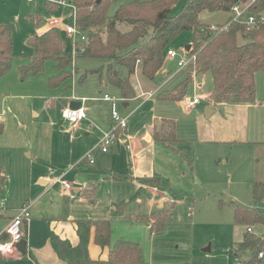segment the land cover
I'll return each instance as SVG.
<instances>
[{
    "label": "rangeland",
    "instance_id": "374dc122",
    "mask_svg": "<svg viewBox=\"0 0 264 264\" xmlns=\"http://www.w3.org/2000/svg\"><path fill=\"white\" fill-rule=\"evenodd\" d=\"M131 1L134 0H119L113 3L108 15L112 16L120 5ZM47 2L56 3V0H33L31 2L28 0H0V24L7 25L11 29L14 64L23 63L32 54V50L26 44L31 35H36L31 16H39L42 25L54 18L61 20L65 26H75L71 7L56 3L57 8L53 12H49L46 10ZM182 4L183 1L175 6L172 13H176ZM230 16V12L210 15L203 13L200 15V19L208 23H215L220 20L226 21ZM63 36L66 41V51L73 57V67L80 72L79 75L104 66L102 60L74 57L72 55L74 42L80 43V40H73L65 34ZM190 40V34L183 32L173 41L171 47L175 52H178ZM177 61L178 57L174 59L165 57L164 64L154 81L144 79L138 71L130 78V83L136 93L135 97L142 93L153 94V97L147 102L136 99L121 101L120 92L116 88L111 86L106 88L99 84L98 74L87 76L82 83H79L78 77L75 76L72 81V89L56 94L55 99H65L70 96L73 99L81 97L92 99L105 94L118 101L116 109L119 115L124 118L127 116L125 131L130 130L131 133L133 131L135 133L143 125V122L147 124L152 118H166L176 123L177 138L193 139L200 136L201 130L205 128L208 130L210 124L224 119L223 117L227 118L229 115L224 108H219L215 112L214 119L205 121L203 118L206 97L210 95L213 88L210 75L193 76L194 72H191L192 84L189 95L184 101L196 96L200 100V104L192 111L185 110L184 101L176 104L158 99L159 95L170 92L176 84L182 82L184 75L188 73L186 69L178 70ZM165 73L166 76H164ZM48 74L49 65L46 66L45 72L41 76L42 81L46 80ZM101 78L102 82L106 81L105 68ZM198 82L202 83L200 88L196 86ZM14 83L9 79L0 85V113H2L0 119L4 123V129L0 135V169L8 177L4 187H0V198L3 197L6 205L12 208L16 207L19 200L27 196L32 189L36 188L37 176L53 180L58 175L57 173L67 169L66 164L61 162L58 153V141L69 130L67 123L60 117V109L46 107L45 97L47 95L42 94L43 91L40 87H15ZM255 83L256 102L258 100L263 105L248 113L246 118L249 122L248 130L253 129L252 122H257L254 139L260 141V145L258 142L254 145L252 143L234 146L233 150L231 147H210L216 155L218 151V156L223 152L227 157L224 163L221 160L220 164H215L218 165V170L221 172L220 179L214 182L215 186L212 189H208L205 198H199L200 195L197 193L193 206L178 204L172 211L171 220L167 222L170 224L168 226L167 223L165 224L160 235L152 237L153 234L146 229V225L143 228L139 225H129L133 224V214L138 210L135 202L137 199L135 188L129 180H108L106 169H110L113 174L123 179L128 176L127 173L123 175L124 170L126 171L128 167L126 145L129 144L122 143L124 138L108 146L106 155H102L100 148L91 152V157L94 159L93 165L89 164L84 155L81 160L71 166L79 165L75 169V174L72 172L70 176L63 178L64 181L67 183L76 182L84 187L94 184L97 187L94 201L98 204L111 201L112 204L106 209L111 214L109 220L112 227H115L113 228L114 234L134 235L138 240L137 243L143 247L145 258L148 261L144 264H233L235 262L234 245L240 240L243 230L240 226L236 228L233 225L231 203L243 204L246 208L255 209L264 218V204L257 203L252 198L253 184L264 179V74L259 73ZM4 93L10 95L6 105H2L1 102ZM52 95L49 94V96ZM123 103H128L129 106L124 108ZM34 114L36 115L34 116ZM125 131L122 132V137L123 134L125 136ZM67 135H71V133L68 132ZM30 139H32V148L30 149L32 153L36 154L35 160L26 159L24 156L26 144ZM97 143L98 141L94 140L91 146L93 147ZM50 147L52 158L47 156ZM56 157L58 158L56 159ZM137 182H140V179H137ZM220 199L226 205L219 206V209L216 201ZM113 208L116 210L113 211ZM253 227V231L256 232L258 228L256 225ZM250 234L257 238L264 237V234L259 235L252 231ZM208 246L210 251L203 252V249ZM248 256V253H243L238 258L244 260Z\"/></svg>",
    "mask_w": 264,
    "mask_h": 264
},
{
    "label": "trees",
    "instance_id": "16d2710c",
    "mask_svg": "<svg viewBox=\"0 0 264 264\" xmlns=\"http://www.w3.org/2000/svg\"><path fill=\"white\" fill-rule=\"evenodd\" d=\"M119 0H56L72 6L74 25L84 40L76 42V58L102 60L100 69L86 71L78 82L82 83L90 74H98L105 68L106 82L116 88L123 101L135 98V91L130 78L135 72L146 80L154 81L155 76L164 64L166 52L173 41L183 33L190 34L188 54L195 60L186 70L184 80L170 92L158 96L164 102H183L191 88V72L194 76L210 75L212 92L207 102L213 106L221 104L249 105L256 99L255 76L264 73V25L258 30L246 31L236 23H230L226 30L212 32V25L222 27L226 21L208 23L200 19L201 14H218L230 12L233 4L246 0H134L120 5L112 16L108 15L110 6ZM181 1L183 4L176 13H172ZM56 3H46V10L53 12ZM264 10V0H259L253 11ZM32 26L38 29L42 25L39 16H31ZM27 46L32 54L19 66L21 78L36 77L43 73L45 65L51 64V75L47 80L48 90H69L73 78V57L66 51L63 33L51 28L41 36L31 35ZM185 46V48H186ZM184 47V46H183ZM115 65V67H113ZM14 69V55L11 29L0 24V79L8 76ZM61 101V100H60ZM60 101L48 100L51 107L64 109ZM3 124L0 122V135ZM151 139L155 143L170 145L175 143V123L170 119L153 122L149 128ZM114 181H127L116 175H110ZM6 177L0 169V187L5 185ZM145 185H159V177L142 178ZM94 184L82 190V196L94 201L96 194ZM255 202L264 204V183H255L252 187ZM225 204L224 202H222ZM233 207V224L246 227L240 243L234 245V264H264L258 254L264 250V237L257 238L251 233V227L264 226V218L255 209L241 204L231 203ZM1 210V208H0ZM3 215L0 214V218ZM139 219V218H138ZM135 218V221L138 220ZM166 213H154L140 218L148 223L152 234L163 231L169 221ZM94 228V243L101 247L110 244L111 224L108 220H97L90 223ZM248 253L240 260L238 256ZM67 264H144L141 248L128 241H116L104 261L71 260Z\"/></svg>",
    "mask_w": 264,
    "mask_h": 264
},
{
    "label": "crops",
    "instance_id": "0c3cea01",
    "mask_svg": "<svg viewBox=\"0 0 264 264\" xmlns=\"http://www.w3.org/2000/svg\"><path fill=\"white\" fill-rule=\"evenodd\" d=\"M62 5H67L72 8V6L65 3ZM51 20L58 21L59 28L56 29H59L62 32L61 28L65 27V25L62 24L61 20L52 18L48 20L46 24H43L36 29L37 36H41L51 28H54L48 24ZM24 62H26V60H24L23 63ZM21 64L22 63L14 64L13 71L8 76L0 79V85L11 79L15 82V87H40L41 91H43L42 94L47 95L45 97V105L49 108L53 107L48 105V100H61L59 106L66 107L69 106V103L72 100H80L81 107L84 108L86 112V117L73 126L65 121L61 117L60 113L61 119L65 121L69 127V130H67L64 134L65 136L61 137L58 141V153L61 157V162L66 164L65 166H67V169L57 173L58 175H56V178L53 177L55 178L53 180H50L48 177L37 176L36 188L32 189L27 196L19 200L16 207H8L4 198H0V202L4 203V206L1 207L0 210V214L3 215V217L0 218L1 238L5 236L4 230L6 226L21 207L27 206L30 214L29 219L23 228L24 237L22 241L25 243V253L20 254L18 251L17 254L9 257L0 256V264H67L68 261L71 260L85 259L92 261H104L107 259L108 253L116 241L121 240L138 244V240L134 237V235L114 234L113 228L115 227H112L111 225L109 246L101 247L96 245L93 239L94 228L90 223L97 220H108L110 222L109 219L111 218V214L107 211V209L112 204L111 201L107 203L99 202V204L95 201H89L82 196L84 186H80L79 183L71 182L70 184H72L73 189L69 191L66 190L62 184L57 182V180L64 181L63 178L70 176L72 172L75 174V169L79 165L73 167L71 166L81 160L87 152L93 153L98 150V148L95 147L96 145L93 147L91 146L92 142L94 140L99 141L105 132H109L111 130V106L109 102L102 100V97L105 94L92 99H87L85 97L73 99L72 96L66 97L65 99H55L56 94L65 93L71 90L74 77L77 76L79 79L82 74L79 75L80 72L73 67V78L70 81L71 87L69 90H48L47 80L52 73L50 63L45 65V68L49 65V74L45 78L46 80L43 81L41 76L44 74L45 70L36 77L26 76L22 79L21 73L18 71ZM166 75L167 74L165 73L164 76ZM99 84L106 88L109 86L106 81L102 82V78L101 82L99 81ZM196 86L197 88H200L202 83L198 82ZM50 93L53 94L52 96L54 98L49 96ZM98 93L100 94V92ZM9 96L10 95L8 93H4L2 95V105L7 104V101L10 99ZM208 97L209 96L206 97V106L211 108L213 112L207 119L203 116L205 121L214 119L215 112L219 108H224L229 116H227V118L223 117L224 119L218 120L217 122H214V124H210L208 130L206 128L203 129L204 131L201 130L199 137L184 140L179 139L180 137H176L177 141L170 145L155 143L151 139L149 128L154 121L166 118H152L147 124L146 122H143V125L135 133L134 131L131 133L130 130H124L125 136L123 134L122 138L124 139L121 138L122 143L125 144L127 142L129 144L126 145L128 151V167L126 168V171L124 170L123 175L127 173V178H130L129 182L135 188L134 192L137 193V199L135 202L138 206L137 212L133 214L134 222L129 225H139L142 228L146 225V229L150 231L148 223L141 221L140 218L150 216L154 213H166L169 215L170 221L172 211L178 204L180 206H183L184 204L193 206L197 193L200 195L199 198H205V194L208 192V189H212V187L215 186L214 182L218 181L221 177L218 165L215 164H220L221 160H223V163L224 160H227V157L223 154V152L222 154L219 153L218 156V151L216 155L210 147H231V150H233L234 146L249 145L252 143L254 145L258 142L260 145V141H255L254 139L255 124L257 122H252L253 129L248 130L249 122L246 116L254 109L261 107L263 105L262 102H259L258 100L256 102L255 99V102L249 105L221 104L213 106L208 104ZM151 98H143L140 97V95H137L134 99L147 102ZM123 104L127 105L126 108L129 106L128 103ZM195 107L191 110H185L189 112ZM58 109L60 108L58 107ZM1 114L2 113H0V115ZM35 115L36 114H34V116ZM0 122L3 124L4 129V123L1 119ZM68 132H70L71 135H67ZM176 132L175 123V135L177 136ZM239 132L242 134H238ZM32 138L34 139V136ZM26 146L24 156L26 159L35 160L36 154L34 152L32 153L30 149L32 148V139L28 141ZM107 153L108 151L106 153H102V155H106ZM47 156L48 158H52L51 147ZM57 158L58 157H56V159ZM106 172L108 173V180H112L109 178L110 175H116L113 174L110 169H106ZM153 176L159 177L158 186L145 185L141 182H137V179L141 180L142 178H150ZM7 180L8 177H6V181ZM261 180L264 179H260L259 182L255 183H264V181ZM221 202H223L221 199L216 201L218 208L219 206L221 207L226 205V203L223 204ZM112 210L115 211L116 209L113 208ZM135 218L139 219L135 221ZM168 224L170 223H167V226ZM237 227L238 226H236V228ZM240 228L243 230V235L246 231V227L240 226ZM256 228H258L256 232L253 231L254 227H251V231L259 235L264 234V226L256 225ZM157 235H160V233L153 234L152 237H156ZM236 235L238 238V233ZM241 240L242 236L236 244L240 243ZM140 248L143 255V262H146L147 260L145 258V253L143 252V247L141 246ZM206 248H209L210 251L209 246ZM262 261L264 263V258Z\"/></svg>",
    "mask_w": 264,
    "mask_h": 264
},
{
    "label": "built area",
    "instance_id": "2783aa9c",
    "mask_svg": "<svg viewBox=\"0 0 264 264\" xmlns=\"http://www.w3.org/2000/svg\"><path fill=\"white\" fill-rule=\"evenodd\" d=\"M28 1L31 2L33 0H28ZM258 1L259 0H246L241 3L233 4L230 8L231 16L229 18L228 23L223 25L222 27H217V26L212 25L210 27V30L214 33L221 32L223 30H226V28L228 27L230 23L239 24L243 26L246 31L258 30L261 26L264 25V10L260 12L253 11V6H255ZM59 3L64 4V2H59ZM48 24L54 28H59V23L57 20H51L48 22ZM61 30L63 34L70 36L71 38H73V40L75 39H79L80 41L84 40V37L80 36V33L76 29L75 26L74 27L65 26L61 28ZM75 44H76V41L74 42V48L72 52L73 56H75L76 54ZM166 57L169 59H174L178 57L177 67H178V70L180 71L185 70L195 60V57L193 55L190 56L188 54V50L185 47H181L178 50V52H175V50L173 49H169L166 52ZM181 61H183V63H181ZM152 96H153L152 93H142L140 95V97H143V98H151ZM102 100L110 103V106H111L110 119L112 121V128L109 132H105L102 135V137L99 139L95 147L100 148L102 153H106L108 146H110L111 144H114L116 141L121 140L122 132H124V130L126 129V118L120 116L119 113L117 112L116 107H117L118 101L111 99L108 95H104L102 97ZM78 101L80 102V100ZM199 103H200L199 97L196 96L192 99L184 101L183 106L186 110H191L193 107H195ZM65 109H68L69 112H75L77 114H79L82 111L84 115L83 117H79V115H77V119L73 123L70 118L65 119L64 117ZM60 113H61V117L73 126L86 117V112L84 108H82L81 106L76 110H72L67 106L64 109H62ZM85 158L88 160L90 164H93L91 152H87L85 155ZM57 182L62 184L66 190L71 191L73 189V186L70 183H67L61 180H57ZM3 206H4V203L0 202V208ZM29 216H30L29 209L27 206H24V207H21L18 210L17 214L10 220V222L8 223V225L6 226L4 230V235L6 236V238L3 239L0 237V245H11V247L10 249H5L4 251H0V256L9 257V256H12L18 253V244L23 240V237H24L23 228L25 226V223L29 219ZM17 221H19V223H17ZM8 228H13V230L16 232V235L19 236L20 238L18 240L15 239L13 234L7 230ZM258 258L260 259L264 258V250H262L258 254ZM236 262L237 261L235 260L234 263Z\"/></svg>",
    "mask_w": 264,
    "mask_h": 264
},
{
    "label": "water",
    "instance_id": "95a60500",
    "mask_svg": "<svg viewBox=\"0 0 264 264\" xmlns=\"http://www.w3.org/2000/svg\"><path fill=\"white\" fill-rule=\"evenodd\" d=\"M100 0H97V2H99ZM186 49L189 50V46H186ZM81 106V102L77 101V100H72L70 103H69V108L72 109V110H76L78 109L79 107ZM126 104H123V107L126 108ZM212 109L209 108L208 106H206L203 110V116L205 119L209 118L212 114ZM6 236L3 237V239H5ZM18 251L20 252V254H24L25 253V243L23 241H21L19 244H18ZM209 251V248H206L205 250H203V252H208Z\"/></svg>",
    "mask_w": 264,
    "mask_h": 264
},
{
    "label": "clouds",
    "instance_id": "9594fccd",
    "mask_svg": "<svg viewBox=\"0 0 264 264\" xmlns=\"http://www.w3.org/2000/svg\"><path fill=\"white\" fill-rule=\"evenodd\" d=\"M181 63H183V61H181ZM77 115H79V117H83L84 113L81 111L79 114L75 113V112H69L68 109H65L64 111V117L65 119H71V121L74 123L77 119ZM17 223H19V221H17ZM9 232H11L14 236L15 239H19L20 237L16 235V232L13 230V228H8L7 229ZM11 245H0V251H4L5 249H10Z\"/></svg>",
    "mask_w": 264,
    "mask_h": 264
}]
</instances>
